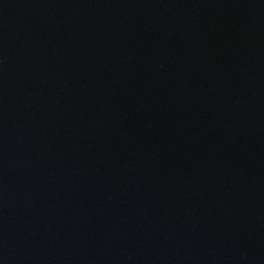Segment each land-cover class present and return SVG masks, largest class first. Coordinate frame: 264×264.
Instances as JSON below:
<instances>
[{"label":"water","instance_id":"water-1","mask_svg":"<svg viewBox=\"0 0 264 264\" xmlns=\"http://www.w3.org/2000/svg\"><path fill=\"white\" fill-rule=\"evenodd\" d=\"M0 264H264V0H0Z\"/></svg>","mask_w":264,"mask_h":264}]
</instances>
